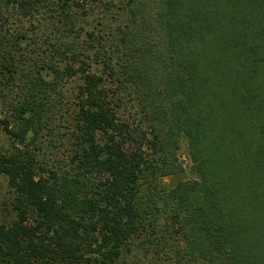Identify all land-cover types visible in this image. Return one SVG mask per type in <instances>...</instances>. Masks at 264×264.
Segmentation results:
<instances>
[{
	"label": "trees",
	"instance_id": "obj_1",
	"mask_svg": "<svg viewBox=\"0 0 264 264\" xmlns=\"http://www.w3.org/2000/svg\"><path fill=\"white\" fill-rule=\"evenodd\" d=\"M93 4L115 28L88 18ZM3 12L0 90L24 92L1 121L0 264H264V0H0ZM40 23L42 59L26 48ZM128 103L136 125L118 114ZM58 104L68 147L48 165L37 142ZM181 139L195 176L162 186L183 171Z\"/></svg>",
	"mask_w": 264,
	"mask_h": 264
},
{
	"label": "rangeland",
	"instance_id": "obj_2",
	"mask_svg": "<svg viewBox=\"0 0 264 264\" xmlns=\"http://www.w3.org/2000/svg\"><path fill=\"white\" fill-rule=\"evenodd\" d=\"M113 1L114 5H118L121 3V0ZM92 9L94 10L92 12V15L88 17L89 19L93 18L97 21H101L102 23L107 25V27H116V22L114 23L112 19V13H102L98 10L97 4H93ZM12 12L13 11L11 10L9 11V19L11 21L13 20V17L10 16ZM5 17L6 15L4 12L0 14V24H4ZM26 25L31 28L30 23L26 22ZM44 27V24L40 23L39 28L35 30V35L45 36L44 39L41 38L42 40H40L39 43L35 46L36 48H34V50H31L32 46L26 45L27 51L29 54H32V57L35 56L42 59L43 57L46 58V56L49 54L48 47L50 48V46H48L49 44L46 39V37H48V31H45L46 34L43 33ZM4 28H6V26ZM23 85V81L16 80L14 83H12L11 86L2 88L3 90H0V129H2L1 121L3 119L8 120L11 124H13L11 118V107L19 100V97L22 96L24 92ZM74 86L75 81H73V79L69 80L65 87V89L67 90V94H70L73 91ZM62 105L63 104H58L56 109H52L53 114H51V118L48 123V128H51L52 130L51 132H48L49 129H45L37 142V145L41 149L42 153L40 159H43L48 163V165H62L65 162L68 145L66 144V136H63V132H65V129L63 128L64 125L60 121L58 114L59 109H62ZM136 111V107L128 103L123 106L118 114L120 115V118L122 120H127L129 123H133V125H136L138 123V116L135 115ZM8 137L9 136L3 130H0V147H5L9 144L11 140L8 139ZM177 154L178 159L183 167V171L180 174L161 177L160 183L162 184V186L172 187L178 180L190 179L195 176L190 169L191 159L188 155L185 139L180 140L179 150ZM10 197L11 194L7 185V177L3 174H0V223L6 221L11 214ZM141 255L145 258L141 260L140 264H157V262H159L156 255H152L149 253L145 256H143L142 253Z\"/></svg>",
	"mask_w": 264,
	"mask_h": 264
}]
</instances>
